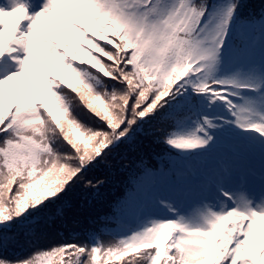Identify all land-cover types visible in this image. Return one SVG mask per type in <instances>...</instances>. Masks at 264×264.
Listing matches in <instances>:
<instances>
[{
    "label": "snow or ice",
    "instance_id": "6c2138e0",
    "mask_svg": "<svg viewBox=\"0 0 264 264\" xmlns=\"http://www.w3.org/2000/svg\"><path fill=\"white\" fill-rule=\"evenodd\" d=\"M241 29H264V5L0 0V264H98L99 254L108 264L129 253L123 264H264V173L177 172L146 143L195 150L228 125L264 137V81H242L244 54L225 46ZM13 80L41 92L6 94ZM201 97L231 119L202 111ZM160 181L203 207L196 223L149 215L155 203L174 212ZM77 185L79 205L68 198ZM106 185L121 194L108 200ZM85 203L96 210L84 215ZM41 206L49 223L82 225L84 239L7 255L18 242L10 222Z\"/></svg>",
    "mask_w": 264,
    "mask_h": 264
},
{
    "label": "rangeland",
    "instance_id": "374dc122",
    "mask_svg": "<svg viewBox=\"0 0 264 264\" xmlns=\"http://www.w3.org/2000/svg\"><path fill=\"white\" fill-rule=\"evenodd\" d=\"M70 12L73 13L75 16V10L71 8V6H65ZM78 18V17H77ZM9 21H11V17L8 18ZM9 29H6V32ZM244 31L248 36L246 37L247 40L245 42L240 41L239 39L240 34ZM252 29H241V30H235L233 37L226 40V48L229 44H232L234 41L238 42V44L241 46L240 51L244 54V59L247 62V70L244 74L241 75L240 79L242 81H254V82H260L264 81V32L263 35H258L255 44L250 43L249 41L253 40V38H250V32ZM256 38V36H254ZM238 39V40H236ZM249 43H248V42ZM80 55H83V53H80ZM86 58V57H85ZM59 75L60 70L59 69H53ZM62 79H66L65 77H61ZM70 78V77H67ZM11 87H15L13 90ZM6 94H23V95H29L33 91L39 94L41 90L39 88L35 89H25L23 82L20 84H17L15 80L9 82L6 86ZM10 89V91H9ZM66 91V90H65ZM70 95V94H69ZM242 95L244 96H251L252 93L245 92ZM236 103H240V101H235ZM167 107V106H166ZM207 111L211 112L212 110L225 114L224 116L228 119H231V117L228 116V113L224 110V107L219 102L214 103L211 108L206 107ZM220 115V114H216ZM190 122H185L184 125L178 126L177 130H180L181 128H186ZM230 126V125H228ZM228 126H225L226 131L224 130L222 133H218L224 136L226 139H242V142H244V146H240L242 149V152H240L242 156L236 154H223V151H218L216 153V159L219 161L220 159H223L225 163L228 164L229 168L236 169L240 167V165L243 166V164L246 165V168L248 172L255 173L256 175H259L261 173H264V137H260L259 134L253 132V131H243L242 129L236 127L235 125H232V129L228 128ZM170 127V126H169ZM224 128V129H225ZM232 130V132H229ZM217 138V137H216ZM222 141V140H221ZM214 142V141H213ZM210 143V144H213ZM219 144V145H218ZM227 144V143H226ZM224 142H217V147H222L226 145ZM155 148H157L158 152L161 154H166L167 157H174L175 154H177V157L175 158L176 165L174 163V166L172 164V168L177 172H179L180 169H192V172L197 173H204L208 172V168L212 165H214L215 161L212 158V156L208 155L204 150V148H198L195 150H176L174 148H170L167 145L163 143H157L154 144ZM227 148H232L230 145H226ZM193 152H199V154H193ZM175 153V154H173ZM226 155V156H225ZM191 157H194L193 159ZM198 161V162H197ZM193 165L195 167L193 168ZM221 165H224L223 163ZM218 169V166L216 167ZM180 170V171H182ZM164 182V181H163ZM80 190H83L79 185H77L75 188H73L68 193V198L72 199V194L76 191L79 192ZM228 190V189H226ZM233 191H235V186H233ZM158 193L159 198L166 201L168 204L171 205L173 211H169V208L165 205H161L160 203H155L150 210L149 215L154 219H176L177 217H180L183 219L186 223H196L202 212L204 211L203 207L198 206L194 203H191L185 199H183L181 196L177 195V190H175L174 186L170 181H165L163 185L158 183ZM178 198V200H177ZM174 199L177 200L176 206L174 205ZM223 199V197H221ZM74 201V199H72ZM75 202V201H74ZM81 200H77L75 203L79 205ZM47 203V202H46ZM231 203L228 204V207H231ZM219 205L216 206L213 210H219ZM49 210L46 209L44 206H41V208L37 210H29L26 212L23 217H20L18 220H23L22 225L29 224L27 227V233L29 234L33 229L39 230L40 223L39 221L42 219H45L48 217ZM40 215V217H38ZM159 216V217H158ZM17 220V219H16ZM59 221H61L59 219ZM61 223H64V221H61ZM16 224H20V222L17 221ZM11 226H14L12 222H10ZM0 231H3V227L0 226ZM12 250V249H10ZM98 256H101V258H104L102 254H99ZM127 256V255H126ZM99 260V258H98ZM57 258H52L50 261V264H56Z\"/></svg>",
    "mask_w": 264,
    "mask_h": 264
},
{
    "label": "trees",
    "instance_id": "16d2710c",
    "mask_svg": "<svg viewBox=\"0 0 264 264\" xmlns=\"http://www.w3.org/2000/svg\"><path fill=\"white\" fill-rule=\"evenodd\" d=\"M243 2L248 5V10L251 11L254 8H258L261 5H264V0H243ZM260 32H264V29H258ZM243 34L241 33L240 41L245 42V37L246 35L244 31H242ZM234 31H230L229 35L227 37V39H230L233 37ZM238 40V39H236ZM231 45H233L234 47H241L238 42L234 41ZM240 50V49H239ZM201 101H202V105H201V110L202 111H206L207 114L209 115H216V114H220V115H225L223 113H218L215 110L209 112L207 111L206 107H208V99L205 97H201ZM197 114V117L198 118ZM156 124V121H153V125ZM171 127V125H169ZM228 128L232 129V125L228 126ZM226 131V128L224 129ZM229 132H232V130H230ZM216 139L213 142V144H209L208 146L204 147V150L206 153H208V155L212 156V158L214 159L215 163L214 165L210 166L208 168L211 170H215L216 167L220 164H224V166L228 167V164L224 162L223 159H220L219 161H217L216 159V153L218 151H223V154H231V155H240L243 157V155L240 154V152H242V149L240 146H244V142H242V139L237 138V139H226L224 136L217 133L216 135ZM222 140V141H221ZM224 142L225 144L227 143L228 145H230L232 148H227L226 145L222 146V147H217L216 143L217 142ZM146 143H148L156 152H158L157 148H155L154 144L152 143L151 138H148L146 140ZM219 145V144H218ZM159 153V152H158ZM175 154V153H173ZM193 154H199V152H193ZM226 156V155H225ZM177 157V154L174 155V157H167L166 156V160H165V164L166 165H171L174 163L176 165V162L174 161L175 158ZM192 159L194 157H191ZM198 162V161H197ZM172 166V167H173ZM195 167V165H193V168ZM182 170V169H180ZM179 172H188L191 173L192 169L188 168V169H183L182 171ZM176 171V169H175ZM165 182V181H164ZM163 181H160L159 183L161 185H163L164 183ZM172 183V182H171ZM172 185L174 186L175 190H177V187L172 183ZM84 192L83 190H80L79 192H74L72 194V199H74V201L76 202L77 200H81V197L83 196ZM102 194L105 195L107 197L108 200H111L114 195H120L121 191L119 189L117 190H113V187L111 185H106L103 189H102ZM74 202V203H75ZM96 209H89L88 205L85 203V212L84 215H87L90 211H95ZM23 217V216H22ZM38 217H40V215H38ZM18 222H20V224H16ZM13 223L14 226H10V228L8 229V231L10 233L16 234L17 235V243L14 244L13 246L9 247L8 249L5 250V253L9 256L12 257H22V256H26L31 250L33 246H38V247H42L44 249H47L51 244H55L57 241L63 239L67 242H74L73 238L76 237L77 239H84V235H83V227L80 224H76L73 223L71 219L64 221V223H61V221H59V219H56L54 221H52L51 223L48 222V217L45 219H42L39 221L40 228L39 230H36V233L40 236H42L43 238L39 241V242H30V237L27 233V227L29 226V224H25L22 225L23 220H13L11 221ZM109 238L105 237V240L107 241ZM12 249V250H10ZM130 255H135V253H129L127 256H124L122 258H120L119 260L115 259V258H109L108 259V264H123L124 260H127L128 257ZM99 260H98V264H105V258H101V256H98ZM58 259V258H57Z\"/></svg>",
    "mask_w": 264,
    "mask_h": 264
}]
</instances>
